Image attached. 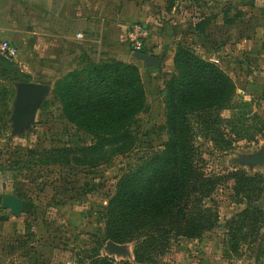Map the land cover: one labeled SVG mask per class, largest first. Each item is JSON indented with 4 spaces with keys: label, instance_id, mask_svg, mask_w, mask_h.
<instances>
[{
    "label": "rangeland",
    "instance_id": "1",
    "mask_svg": "<svg viewBox=\"0 0 264 264\" xmlns=\"http://www.w3.org/2000/svg\"><path fill=\"white\" fill-rule=\"evenodd\" d=\"M7 2L0 0V39L17 45L19 54L14 59L0 55V264H90L96 254L118 262L135 261L137 243L120 244L107 236L106 211L120 178L163 154L171 140L167 82L177 73L176 55L181 48L220 68L232 87L230 101L213 111L211 124L201 115L185 116L189 140L198 149L205 172L240 168L251 176L264 175V165L239 163L241 157L264 147V49L256 50L264 48V29L259 24L264 0H103L105 9L116 5L120 14L137 16L132 21L124 15L109 18L120 19L125 38L119 40L115 32L102 38L93 34L92 26L88 44L67 40L65 48L55 51L47 49V34H36L37 24L32 26L31 18H22V12ZM28 9L25 16L30 14ZM40 13L44 21L46 10ZM18 24L26 33L11 39ZM137 25L148 33V54L161 60L156 67L134 56L137 52L130 47L129 34ZM246 47H253V55ZM89 60L136 64L148 97L146 111L132 126V150L123 156L109 153L96 166L84 162L92 154L82 149L94 145V137L67 119L52 94L57 81ZM21 82L47 84L51 92L30 127L14 134L12 116ZM232 187L231 181L214 194L216 205L210 206L216 207L217 226L199 238L173 241L161 264L256 263L259 242L242 243L239 253L227 244L226 224L246 208ZM7 195L23 199L21 215L2 208Z\"/></svg>",
    "mask_w": 264,
    "mask_h": 264
},
{
    "label": "trees",
    "instance_id": "2",
    "mask_svg": "<svg viewBox=\"0 0 264 264\" xmlns=\"http://www.w3.org/2000/svg\"><path fill=\"white\" fill-rule=\"evenodd\" d=\"M148 53L144 48L139 54ZM176 67L177 73L167 82L171 140L163 154L143 161L120 178L106 211L107 236L120 244L137 243L135 261L118 262L96 254L90 257V264H161L173 241L199 238L217 226V218H213L216 207L210 205H216V191L231 181L234 196L246 208L226 224L227 244L239 253L242 243L259 242L255 264H264V175L251 176L240 168L207 174L185 123L190 114L201 115L211 124L213 111L230 101V79L185 48L176 55ZM52 94L67 119L94 137V145L82 148L92 154L85 157L86 164L96 166L109 153L123 156L132 150V126L148 106L136 64L89 60L82 69L57 81ZM206 130L209 135L210 128Z\"/></svg>",
    "mask_w": 264,
    "mask_h": 264
},
{
    "label": "crops",
    "instance_id": "3",
    "mask_svg": "<svg viewBox=\"0 0 264 264\" xmlns=\"http://www.w3.org/2000/svg\"><path fill=\"white\" fill-rule=\"evenodd\" d=\"M9 6L16 9L18 12H22V18L27 17L31 18L32 26L37 24L38 35L47 34V49L51 51L59 50L62 47L65 48L67 40H85L88 44L87 34L89 29H92L93 34H100L102 38L107 33L115 32L119 40L124 39L126 31L122 29V23L119 22L120 19H117V22L110 21L109 18L112 17L115 20V17L121 18L122 15L127 17L125 12H121L116 5H110L105 9L103 0H7ZM30 10V14L27 13L25 16V10ZM33 10L37 11V15ZM46 10V18L44 21H40L41 11ZM261 28L264 29V11H261ZM4 18L1 15V18ZM33 17V18H32ZM137 16H130L126 19L129 21L135 20ZM21 23V22H20ZM18 30L13 31L12 38L16 34L26 33L25 30L20 29V24H18ZM75 34V36H73ZM82 34L83 38H78L77 35ZM263 37V34H262ZM10 38V37H5ZM3 39V38H2ZM4 40V39H3ZM38 44L40 43L39 40ZM261 42V41H257ZM246 45L248 40L245 41ZM126 45V44H125ZM256 50L264 49L263 46H257ZM249 50V54L253 55V47H246ZM264 51L262 50V53Z\"/></svg>",
    "mask_w": 264,
    "mask_h": 264
},
{
    "label": "water",
    "instance_id": "4",
    "mask_svg": "<svg viewBox=\"0 0 264 264\" xmlns=\"http://www.w3.org/2000/svg\"><path fill=\"white\" fill-rule=\"evenodd\" d=\"M134 56L141 59L146 66L149 67L161 64L160 59L150 54L135 53ZM17 88L18 94L15 101L14 114L12 116L14 127L13 133L22 134L23 131L29 128L31 123L34 121L40 105L50 95L51 87L47 84L21 82L17 84ZM239 163L241 165L263 166L264 147L258 153L241 157ZM2 208L9 209L11 214L14 216H19L25 209V203L23 199L17 196L7 195L2 199ZM110 245L111 247H114L112 243H110Z\"/></svg>",
    "mask_w": 264,
    "mask_h": 264
},
{
    "label": "built area",
    "instance_id": "5",
    "mask_svg": "<svg viewBox=\"0 0 264 264\" xmlns=\"http://www.w3.org/2000/svg\"><path fill=\"white\" fill-rule=\"evenodd\" d=\"M148 33L146 28L137 25L133 31L129 34V44L133 51L140 53L145 48V42ZM78 38H83L82 34L77 35ZM19 54V48L17 45L9 42L8 40L0 39V55L7 59H14ZM218 62V60H215Z\"/></svg>",
    "mask_w": 264,
    "mask_h": 264
}]
</instances>
